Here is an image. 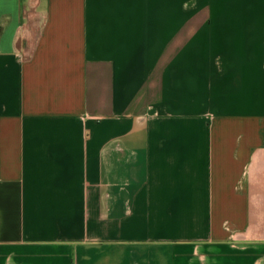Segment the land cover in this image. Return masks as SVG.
Here are the masks:
<instances>
[{
	"label": "crops",
	"instance_id": "crops-1",
	"mask_svg": "<svg viewBox=\"0 0 264 264\" xmlns=\"http://www.w3.org/2000/svg\"><path fill=\"white\" fill-rule=\"evenodd\" d=\"M0 264H264V0H0Z\"/></svg>",
	"mask_w": 264,
	"mask_h": 264
}]
</instances>
